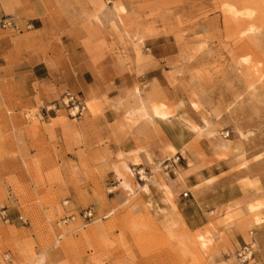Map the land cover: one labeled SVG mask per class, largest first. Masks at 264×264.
Returning a JSON list of instances; mask_svg holds the SVG:
<instances>
[{"label":"rangeland","instance_id":"rangeland-1","mask_svg":"<svg viewBox=\"0 0 264 264\" xmlns=\"http://www.w3.org/2000/svg\"><path fill=\"white\" fill-rule=\"evenodd\" d=\"M41 6L56 32L75 34L66 43L84 61L111 68L119 88L139 102L127 121L148 119L142 104L152 117L171 118L170 140L184 146L174 158L181 175L207 179L210 171L225 172L223 187L207 203L194 189L184 190L191 217L193 201L201 208L194 223L201 231H166L148 215L132 216L134 204L123 206L113 184H99L98 171L86 166L77 135L88 114H100L98 101L87 100L84 116L73 120L58 107L66 94L81 98L72 91L58 95L40 86L33 99L22 100L17 91L3 90L0 208L8 209L12 223L0 224V264H242L237 252L249 243L253 258L245 264H264V233L256 227L264 221L256 215L264 201L246 202L250 214L217 208L238 194L230 186L250 173L264 175V0H43ZM31 31L3 34L19 50ZM48 107L57 119L45 123ZM115 171L118 187L131 195L133 170ZM87 208L96 219L82 230L78 214ZM70 214L74 221L56 230Z\"/></svg>","mask_w":264,"mask_h":264},{"label":"crops","instance_id":"crops-1","mask_svg":"<svg viewBox=\"0 0 264 264\" xmlns=\"http://www.w3.org/2000/svg\"><path fill=\"white\" fill-rule=\"evenodd\" d=\"M42 1L0 0V20L4 17L13 18L21 31L28 24L33 27V31L27 32L28 36L24 38L19 50L13 46V39L6 37L3 34L6 31L0 28V96L3 90L13 89L22 100H28L36 96L40 86H50L56 89L58 95L72 91L80 95L84 103L92 99L98 101L100 114L96 117L88 114L81 121L83 130L77 135L79 140L82 139L80 142H84L82 151L86 155V166L98 171L96 181L101 185L113 184L114 189L118 190L115 196L124 202L123 206L134 204L133 208L128 209L132 216L148 215L158 227L166 231L196 233L200 228L194 223L201 208H197L198 202L193 201L189 207L195 209L196 213L191 217L187 212L188 204L181 198V194L188 188L194 189L195 193L201 194L200 199L207 203L211 200L207 198L213 197V193L223 187L225 172L210 171L207 179H197V173L181 175L174 158L180 155L184 146L170 140L171 118L168 121L142 118H134L133 122L127 121V112L137 108L139 102L119 88L121 78L111 68L97 70L71 48V43H66L71 42L75 34L66 31L67 29L56 32L58 29L54 28V23L40 12ZM53 41L63 43L59 46L51 44ZM28 44L31 47L26 49ZM60 48L62 54H59ZM57 58H63L61 65L57 63ZM140 98L146 102L149 100L146 97ZM144 105L149 108L147 104ZM150 113L153 114L152 111ZM43 118L45 123L57 119L51 118L49 113ZM55 136L58 138L59 134L56 133ZM24 141L25 147H29L25 138ZM167 144L176 149V157L169 158L165 154L164 148ZM124 165L133 170L134 174L142 172L146 176H152L147 193L137 189L142 183L135 177L129 178L133 190L131 195L118 187L122 178L117 177L115 170L121 171ZM155 166L160 167L154 173L152 168L155 169ZM229 190L233 194L237 191L238 194L225 199L217 208L229 205V215L237 210L247 213L248 209L245 210L244 206L246 202L248 207L255 201H264V175L250 173L241 183L232 188L230 186ZM167 191L171 194L170 201L167 200ZM215 196L218 197L219 194ZM220 197L224 199V195ZM239 203L241 206H238ZM256 215L264 220V206ZM173 224L176 225L172 226ZM256 227L260 233H264V221ZM225 232L230 234L228 230ZM202 233L200 235L206 234ZM207 234L211 240V235Z\"/></svg>","mask_w":264,"mask_h":264},{"label":"built area","instance_id":"built-area-1","mask_svg":"<svg viewBox=\"0 0 264 264\" xmlns=\"http://www.w3.org/2000/svg\"><path fill=\"white\" fill-rule=\"evenodd\" d=\"M0 28L4 31H10L18 34L21 33L16 21L11 17L2 18L0 20ZM32 29L33 27L30 24L25 27L26 31H31ZM58 107L59 109H64L67 112L69 118L73 120H80L87 111L84 101L78 96L71 94H66L65 97L60 101ZM52 108L54 107H48L45 110V115H47L50 111H53ZM24 118L28 120L30 119V115L26 114L24 115ZM35 118L37 117L35 116ZM143 175L145 174L141 172H135V176L139 183H143ZM184 197H186V195H184ZM7 211L8 209L6 207L0 208V224L10 225L12 223ZM78 218L81 222V229L83 230L95 221L96 215L93 209L87 208L78 214ZM74 219L75 217L72 214L64 216L59 221H57L54 226L56 230H60L66 227L70 222H73ZM18 221H20L22 224H27V219L23 216H19ZM61 238L62 237L60 235L56 236L57 241H60ZM237 258L242 264L251 262L253 258L252 244H245L242 248H240V250L237 252ZM5 264H11V262L9 260H5Z\"/></svg>","mask_w":264,"mask_h":264},{"label":"bare ground","instance_id":"bare-ground-1","mask_svg":"<svg viewBox=\"0 0 264 264\" xmlns=\"http://www.w3.org/2000/svg\"><path fill=\"white\" fill-rule=\"evenodd\" d=\"M142 113H143V116L145 117V118H148V119H150V118H153V120H160V121H168V120H164L163 118H161V117H159V116H157V115H155L154 117H152L149 113H148V110L145 108V106L142 104ZM169 123V122H168ZM178 123V122H177ZM171 125H173L172 123H171ZM178 126V125H177ZM169 127V126H168ZM189 129H191V130H193V131H196L197 129H196V127H188ZM207 132V131H206ZM175 133H176V131H175ZM208 134V133H207ZM209 135H210V133H209ZM178 138H179V136H178ZM181 139V138H180ZM181 144V143H180ZM164 152H165V154L169 157V158H174V157H176V155H177V153H176V149L172 146V145H166L165 146V148H164ZM177 158V157H176ZM160 167V166H159ZM159 167L158 166H155V168H156V170H158L159 171ZM142 173V172H141ZM143 183H144V185L142 186V190L145 192V193H147L148 192V185L149 184H151V181H150V179L151 178H148V177H145V175H143ZM170 197H171V194L167 191V200L168 201H170ZM257 223L259 222V220H257L256 221ZM44 254V253H43ZM40 263V262H39Z\"/></svg>","mask_w":264,"mask_h":264}]
</instances>
